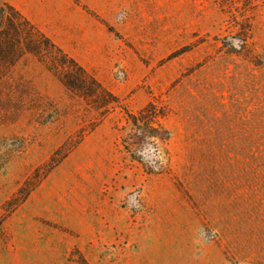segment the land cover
I'll return each instance as SVG.
<instances>
[{"label":"rangeland","instance_id":"obj_1","mask_svg":"<svg viewBox=\"0 0 264 264\" xmlns=\"http://www.w3.org/2000/svg\"><path fill=\"white\" fill-rule=\"evenodd\" d=\"M6 5L0 264H264V0Z\"/></svg>","mask_w":264,"mask_h":264},{"label":"trees","instance_id":"obj_2","mask_svg":"<svg viewBox=\"0 0 264 264\" xmlns=\"http://www.w3.org/2000/svg\"><path fill=\"white\" fill-rule=\"evenodd\" d=\"M8 10L9 14L5 15ZM2 15L0 23V62L7 60L12 56L22 57L25 54L39 55V48L42 46L51 49L55 55L59 56L61 64H68L70 68L76 70L81 76L79 82L71 80L69 73L60 78L69 90H74L76 86L80 90L85 87L86 78H89L93 85L103 89L101 85L82 68L74 59L68 57L60 48H58L49 38L42 32L37 30L26 18L12 7L6 5L0 8ZM57 56V57H58ZM85 79V80H84ZM77 84V85H76ZM108 96L112 97L106 90L103 89Z\"/></svg>","mask_w":264,"mask_h":264}]
</instances>
